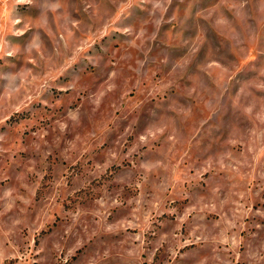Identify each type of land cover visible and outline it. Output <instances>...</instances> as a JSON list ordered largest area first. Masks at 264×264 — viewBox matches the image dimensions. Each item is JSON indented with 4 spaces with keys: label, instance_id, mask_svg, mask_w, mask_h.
Segmentation results:
<instances>
[{
    "label": "rangeland",
    "instance_id": "obj_1",
    "mask_svg": "<svg viewBox=\"0 0 264 264\" xmlns=\"http://www.w3.org/2000/svg\"><path fill=\"white\" fill-rule=\"evenodd\" d=\"M0 264H264V0H0Z\"/></svg>",
    "mask_w": 264,
    "mask_h": 264
}]
</instances>
